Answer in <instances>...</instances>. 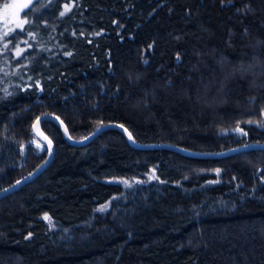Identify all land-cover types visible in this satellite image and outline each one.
I'll return each mask as SVG.
<instances>
[{
	"label": "trees",
	"instance_id": "obj_1",
	"mask_svg": "<svg viewBox=\"0 0 264 264\" xmlns=\"http://www.w3.org/2000/svg\"><path fill=\"white\" fill-rule=\"evenodd\" d=\"M21 19L0 38V188L44 159L42 113L72 138L264 143V0H31ZM40 127L54 155L0 199V264H264V149ZM130 176L161 186L112 181Z\"/></svg>",
	"mask_w": 264,
	"mask_h": 264
},
{
	"label": "water",
	"instance_id": "obj_2",
	"mask_svg": "<svg viewBox=\"0 0 264 264\" xmlns=\"http://www.w3.org/2000/svg\"><path fill=\"white\" fill-rule=\"evenodd\" d=\"M45 119L52 120L53 122H55V124L58 126V128L61 132V135H62L64 141L69 143V144H73V145H79V144L85 143V142L91 140L92 138H94L98 133H100L101 131H104L106 129H117L120 132H122V134L125 136L127 142L133 147H137V148L164 147V148L176 150V151L181 152L185 155L195 156V157H220L223 155H227L230 153H234V152L242 151V150H247V149H264V143H262V142H246V143H243V144H240L237 146H233L231 148H227V149L219 150V151H214V152L189 151V150L181 148L177 145L167 144V143H160V144L146 143V144H142V143L135 142L133 139L130 140L129 139V135H130L129 131L128 130L125 131L126 128L117 122L102 123V124L98 125L96 128H94L87 135H85L81 138H72V137L68 136L66 127H65L64 123L62 122V120L59 119L55 114H53V113H42V114L38 115L33 120L32 131H33L34 135L36 136V138L38 140H40L43 143V145L46 147L45 157L31 171H29L25 175L19 177L18 179L11 182L10 184L0 188V199L2 197H4L5 195L17 190L19 187L27 184L28 182H30L34 178H36L38 175H40L43 172V170L51 162L53 155H54V146H53L51 139L42 131V129L40 127V122L42 120H45ZM49 142H50V144H49Z\"/></svg>",
	"mask_w": 264,
	"mask_h": 264
},
{
	"label": "rangeland",
	"instance_id": "obj_3",
	"mask_svg": "<svg viewBox=\"0 0 264 264\" xmlns=\"http://www.w3.org/2000/svg\"><path fill=\"white\" fill-rule=\"evenodd\" d=\"M14 2H16V0H2L0 2V38L4 35V32H8L9 30H12L13 28L18 27L15 22L5 24L4 16H3L4 5L5 4H12ZM21 12H20V16H19L20 19H21ZM9 19H10V17H9ZM263 116H264V110H263ZM150 179H151L150 176H148L146 178H144V177L143 178H136V177L130 176V177H125V178L112 179V181L117 182L121 186L123 193L127 192V191L131 193V190L135 189V187H137L138 184L143 185L145 183V184L161 186V183H159L160 181L157 180L156 178L151 179V180ZM141 187H143V186H141ZM117 201H119V200H117ZM108 208H109V202H105L102 205L96 206L94 208L93 214L95 216H103V215L106 216L109 213ZM48 226L51 228L50 224H48Z\"/></svg>",
	"mask_w": 264,
	"mask_h": 264
},
{
	"label": "snow or ice",
	"instance_id": "obj_4",
	"mask_svg": "<svg viewBox=\"0 0 264 264\" xmlns=\"http://www.w3.org/2000/svg\"><path fill=\"white\" fill-rule=\"evenodd\" d=\"M30 2H31V0H16V2H14L12 4H5L4 5V12H3L5 24L15 22L18 27L22 28L25 21H23L19 18L20 12L23 9L28 8L30 5ZM66 11H67V9H66ZM63 14L64 13H61V15H63ZM9 17H10V19H9ZM4 35L5 36L8 35V32H4ZM19 54L20 53L18 51L17 55H19ZM236 130L242 131L239 127H237ZM125 131H127V129H125ZM129 139L130 140L132 139L131 135H129ZM49 144H50V142H49ZM217 171H219V170H217ZM44 219L48 220L49 217L47 215H45Z\"/></svg>",
	"mask_w": 264,
	"mask_h": 264
},
{
	"label": "bare ground",
	"instance_id": "obj_5",
	"mask_svg": "<svg viewBox=\"0 0 264 264\" xmlns=\"http://www.w3.org/2000/svg\"><path fill=\"white\" fill-rule=\"evenodd\" d=\"M134 140V139H133ZM159 149V148H158Z\"/></svg>",
	"mask_w": 264,
	"mask_h": 264
}]
</instances>
